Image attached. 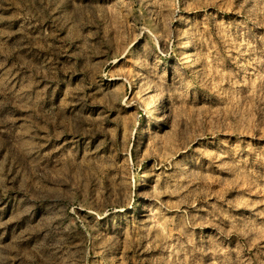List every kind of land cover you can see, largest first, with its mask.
Returning <instances> with one entry per match:
<instances>
[{
	"label": "rangeland",
	"instance_id": "374dc122",
	"mask_svg": "<svg viewBox=\"0 0 264 264\" xmlns=\"http://www.w3.org/2000/svg\"><path fill=\"white\" fill-rule=\"evenodd\" d=\"M0 264H264V0H0Z\"/></svg>",
	"mask_w": 264,
	"mask_h": 264
},
{
	"label": "bare ground",
	"instance_id": "6f19581e",
	"mask_svg": "<svg viewBox=\"0 0 264 264\" xmlns=\"http://www.w3.org/2000/svg\"><path fill=\"white\" fill-rule=\"evenodd\" d=\"M191 64V59L189 58L186 62H184V66H189Z\"/></svg>",
	"mask_w": 264,
	"mask_h": 264
}]
</instances>
